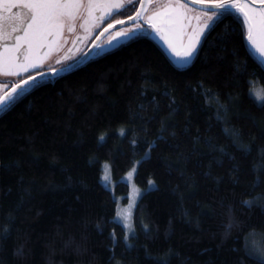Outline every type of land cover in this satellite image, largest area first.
<instances>
[{
  "label": "trees",
  "instance_id": "trees-1",
  "mask_svg": "<svg viewBox=\"0 0 264 264\" xmlns=\"http://www.w3.org/2000/svg\"><path fill=\"white\" fill-rule=\"evenodd\" d=\"M241 27L219 23L183 68L140 35L0 112V264H256L244 238L264 236V199L242 202L264 198V106L247 83L264 85V64ZM135 160L137 186L155 184L125 242Z\"/></svg>",
  "mask_w": 264,
  "mask_h": 264
},
{
  "label": "snow or ice",
  "instance_id": "snow-or-ice-1",
  "mask_svg": "<svg viewBox=\"0 0 264 264\" xmlns=\"http://www.w3.org/2000/svg\"><path fill=\"white\" fill-rule=\"evenodd\" d=\"M230 17L240 18L241 36L264 64V0H0V78H3L0 80V110H8L30 90L44 86L46 76H59L72 70L71 59L75 58H57L55 63L59 67H53L48 61L69 40L88 39L87 33L101 26L95 38L105 33L108 36L99 44L93 41L89 51L103 52L121 41L155 34L177 66L183 68L199 56L216 26ZM117 25L119 29L110 33L109 30ZM80 30L85 33L83 37ZM237 70L247 75L246 65L241 69L237 64ZM247 83L250 96L264 106V85L258 87L257 80ZM224 130L239 143L238 132ZM124 134L121 129L120 135ZM105 138L104 133L98 137L100 141ZM131 143L135 146L137 141L133 139ZM142 162L133 161L125 182H132ZM111 169L109 162H103L102 180L106 186L110 182ZM148 184L151 187L155 181L149 180ZM132 189L136 198L142 196L135 185ZM261 199L264 198L256 197L242 203L252 207ZM128 207L132 209L134 205L129 203ZM116 219L122 222L127 242L134 232L132 212L125 214L117 204ZM111 238L114 243L117 241L114 230ZM244 250L256 264H264V236L250 233L244 238Z\"/></svg>",
  "mask_w": 264,
  "mask_h": 264
},
{
  "label": "rangeland",
  "instance_id": "rangeland-1",
  "mask_svg": "<svg viewBox=\"0 0 264 264\" xmlns=\"http://www.w3.org/2000/svg\"><path fill=\"white\" fill-rule=\"evenodd\" d=\"M82 37L85 35V33L83 32V30H80V33H79ZM87 35L89 36L90 35V32L87 33ZM151 36L153 39H155L157 42H159L163 48L165 49L166 53L169 55V57L175 62L174 58L172 57V55L170 54V52L168 51V49L166 48V46L164 45L163 41H161L155 34H152V35H149ZM84 42L86 41V39L83 40ZM122 42H125V41H121L120 43ZM76 43V41L74 40H69L66 44L62 45L61 49L55 51L53 53V58L51 60L48 61L49 64H51L53 67H59V65H57L55 63V60L57 58H64L66 55H67V51L72 47L74 46V44ZM119 43V44H120ZM119 44H116L115 46L119 45ZM107 49H110V48H105L104 51H106ZM103 51V52H104ZM99 53H102V52H99ZM97 51L95 52V55L99 54ZM256 54V53H255ZM258 57L259 55L256 54ZM260 59V57H259ZM176 63V62H175ZM3 78H0V80H2ZM11 79V78H9ZM3 110H0V112H2ZM111 173V172H110ZM126 175L127 173L125 174V176L123 177V180L125 181L126 180ZM113 181L112 183L110 184V186H113ZM129 185V200L127 202H123L120 201L119 202V207L124 210V213L127 214V212L131 211L132 212V220H133V226H134V229L136 227V217H135V212H136V205H137V202H138V199L139 198H136L134 195H133V189H132V185H135L137 188L140 189L141 193L145 192L146 190L150 189L151 187L149 185H147V187L145 188H140L137 186V184L135 183L134 181V177H133V180L131 183H128ZM129 203H132L134 205V207L132 209H129L128 205ZM118 220V219H117ZM121 224L122 222L120 220H118ZM123 226V225H122ZM132 234V233H131Z\"/></svg>",
  "mask_w": 264,
  "mask_h": 264
},
{
  "label": "flooded vegetation",
  "instance_id": "flooded-vegetation-1",
  "mask_svg": "<svg viewBox=\"0 0 264 264\" xmlns=\"http://www.w3.org/2000/svg\"><path fill=\"white\" fill-rule=\"evenodd\" d=\"M102 27L101 26L100 28L98 29H94L92 32H90V35L88 36L89 38L86 39V41L84 42L83 40L84 39H81L79 41H76V43L74 44V46H72L68 51H67V55L65 57H68V58H75V59H71V64L75 63L77 60H79L82 56H83V53H87L89 51V49H91L92 47V43L93 41H98L96 42V44H99L101 41H104L105 38L108 36V33H105L104 36H100V40L99 39H96L95 36L96 34H98L99 31L102 30ZM119 28L113 30V29H110L109 32H115L117 31Z\"/></svg>",
  "mask_w": 264,
  "mask_h": 264
},
{
  "label": "water",
  "instance_id": "water-1",
  "mask_svg": "<svg viewBox=\"0 0 264 264\" xmlns=\"http://www.w3.org/2000/svg\"><path fill=\"white\" fill-rule=\"evenodd\" d=\"M120 26L119 25H117L116 26V28H114L113 30H115V29H117V28H119ZM103 37V36H102ZM101 37V38H102ZM100 38V37H99ZM100 38V39H101ZM99 39V40H100ZM96 42H98V41H96ZM95 42V43H96ZM92 48V47H91ZM93 53H94V50H92V51H88L87 52V55H84L80 60H78L76 63H74L73 65H72V70H74L75 68H77V67H79L80 65H82V64H84L87 60H89L91 57H92V55H93ZM72 70H70V71H68V72H71ZM68 72H62L60 75H63V74H65V73H68ZM59 75V76H60ZM53 77H56V76H51V75H49V76H46L45 77V80L46 79H49V78H53Z\"/></svg>",
  "mask_w": 264,
  "mask_h": 264
},
{
  "label": "bare ground",
  "instance_id": "bare-ground-1",
  "mask_svg": "<svg viewBox=\"0 0 264 264\" xmlns=\"http://www.w3.org/2000/svg\"><path fill=\"white\" fill-rule=\"evenodd\" d=\"M246 43H247V41H246Z\"/></svg>",
  "mask_w": 264,
  "mask_h": 264
}]
</instances>
